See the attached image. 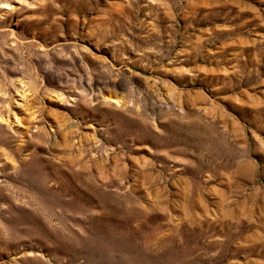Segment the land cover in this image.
I'll list each match as a JSON object with an SVG mask.
<instances>
[{"label":"rangeland","instance_id":"obj_1","mask_svg":"<svg viewBox=\"0 0 264 264\" xmlns=\"http://www.w3.org/2000/svg\"><path fill=\"white\" fill-rule=\"evenodd\" d=\"M0 264H264V0H0Z\"/></svg>","mask_w":264,"mask_h":264}]
</instances>
